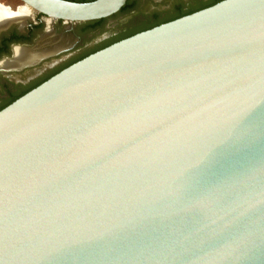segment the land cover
Segmentation results:
<instances>
[{
    "label": "water",
    "instance_id": "obj_1",
    "mask_svg": "<svg viewBox=\"0 0 264 264\" xmlns=\"http://www.w3.org/2000/svg\"><path fill=\"white\" fill-rule=\"evenodd\" d=\"M94 22L128 0H20ZM0 264H264V0H225L0 112Z\"/></svg>",
    "mask_w": 264,
    "mask_h": 264
},
{
    "label": "flooded vegetation",
    "instance_id": "obj_2",
    "mask_svg": "<svg viewBox=\"0 0 264 264\" xmlns=\"http://www.w3.org/2000/svg\"><path fill=\"white\" fill-rule=\"evenodd\" d=\"M223 1L128 0L108 19L72 23L51 19L20 0H0V11L12 16L23 10L29 13L0 24V112L129 31L154 20L189 16ZM23 55L30 60L22 61Z\"/></svg>",
    "mask_w": 264,
    "mask_h": 264
},
{
    "label": "trees",
    "instance_id": "obj_3",
    "mask_svg": "<svg viewBox=\"0 0 264 264\" xmlns=\"http://www.w3.org/2000/svg\"><path fill=\"white\" fill-rule=\"evenodd\" d=\"M74 1L75 0H72V2H74ZM95 1H97V0H81L80 3H91V2H95ZM214 5H216V4H214ZM214 5H212V6H214ZM180 18H183V17H180ZM180 18L167 19V20H154L152 23L144 24L141 27H139L138 29L134 30L133 32L129 31L128 33H125L121 38H119L118 40H116L114 43L110 44L106 48H108V47H110V46H112V45H114V44H116L118 42H121V41H123L125 39L131 38V37H133V36H135L137 34H140V33L146 32V31H149L151 29H154L156 27H159V26H161L163 24H167V23L173 22V21L178 20ZM106 48H103L101 50H104Z\"/></svg>",
    "mask_w": 264,
    "mask_h": 264
},
{
    "label": "bare ground",
    "instance_id": "obj_4",
    "mask_svg": "<svg viewBox=\"0 0 264 264\" xmlns=\"http://www.w3.org/2000/svg\"><path fill=\"white\" fill-rule=\"evenodd\" d=\"M29 16V13H28V11H26V10H23V11H21L18 15H16V16H12V15H10V14H8V13H5L4 11H0V24H1V26L2 25H4L5 23H7V22H9V20H14L15 18V20H18V19H24V18H26V17H28ZM15 17V18H14ZM21 56V55H20ZM24 56V55H23ZM32 57H34V56H32ZM36 57V56H35ZM20 59L22 60V61H27L28 59L30 60V58H26L25 56L24 57H20ZM33 60V59H32ZM21 61V62H22ZM25 63V62H24ZM23 63V64H24Z\"/></svg>",
    "mask_w": 264,
    "mask_h": 264
}]
</instances>
